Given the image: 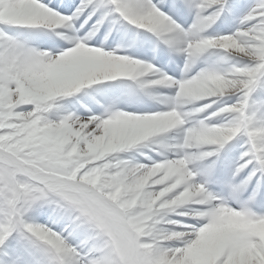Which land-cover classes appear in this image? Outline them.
Segmentation results:
<instances>
[{"label": "snow or ice", "instance_id": "snow-or-ice-1", "mask_svg": "<svg viewBox=\"0 0 264 264\" xmlns=\"http://www.w3.org/2000/svg\"><path fill=\"white\" fill-rule=\"evenodd\" d=\"M0 264H264V0H0Z\"/></svg>", "mask_w": 264, "mask_h": 264}]
</instances>
